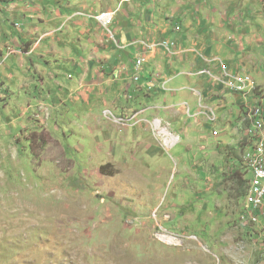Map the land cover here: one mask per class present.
Instances as JSON below:
<instances>
[{"label": "rangeland", "instance_id": "1", "mask_svg": "<svg viewBox=\"0 0 264 264\" xmlns=\"http://www.w3.org/2000/svg\"><path fill=\"white\" fill-rule=\"evenodd\" d=\"M224 1L237 15L246 10L248 52L261 48L264 67V0ZM217 44L220 58L237 57ZM42 90L30 99L16 77L0 81V264H264V218L211 130L203 141L183 134L162 157L98 156L110 140L98 150L93 133L70 124ZM107 111L128 120L107 117L112 130L136 123L137 114Z\"/></svg>", "mask_w": 264, "mask_h": 264}, {"label": "crops", "instance_id": "2", "mask_svg": "<svg viewBox=\"0 0 264 264\" xmlns=\"http://www.w3.org/2000/svg\"><path fill=\"white\" fill-rule=\"evenodd\" d=\"M224 2L228 3L0 0V81L16 77L20 91L31 92L30 99L37 98L44 88L70 124H81L93 133L98 150L104 145L102 141L110 140V152L102 150L98 156L162 157L165 151L152 131L154 119L179 137L173 148L186 133H197L201 141L206 140L205 131L209 129L214 138L212 146L223 150L233 175L241 176L249 185L251 174H246L243 158L254 153L256 140L250 136L249 112L258 114V107L250 105L251 98L229 92L221 83L189 74L202 69L219 72L220 61L233 73L249 74L264 97V67L257 62L261 48L249 54L250 37L245 34L250 26L240 24L246 10L240 9L241 15H237V7H226ZM104 12L115 13L112 28L121 47L89 18ZM142 41L157 46L147 53L142 80L135 82L134 64ZM217 41L233 48L237 57L231 51L230 59L220 58L222 45ZM163 43L172 46L166 48ZM8 49L13 52L5 57ZM194 89L203 96L202 110ZM140 95L141 108L131 109ZM191 105L195 112L185 118ZM244 106H250L249 112ZM107 109L117 114H137L136 123L112 130L111 125L108 128L112 121L105 115ZM208 109L216 114L215 120L207 116ZM200 112L202 115H197ZM208 154L213 157L214 151L205 157Z\"/></svg>", "mask_w": 264, "mask_h": 264}, {"label": "built area", "instance_id": "3", "mask_svg": "<svg viewBox=\"0 0 264 264\" xmlns=\"http://www.w3.org/2000/svg\"><path fill=\"white\" fill-rule=\"evenodd\" d=\"M114 12H104V13H96L89 15V18L96 21L99 25L103 27V29L107 32L109 36V40L121 47V43L118 41L115 31L112 28L114 21ZM166 48L172 44L163 43ZM157 44L149 43L147 41H142L140 43V49L136 55V60L134 64V81L140 82L142 80V72L147 60V53L153 48H156ZM175 47V46H173ZM183 52V50H179ZM12 53L11 49L7 50L5 57ZM219 69L220 72L216 73L214 70H209L206 72L196 71L192 75L206 76L211 80H214L223 85V88L229 92L236 93L241 95L243 98H251V106L258 107V114L255 116V123L253 128V140L256 137V127H260V117H263L264 108H262V101H264V97H259V90L254 85L253 81H250L249 74H238L233 73L229 67L219 61ZM165 88V87H163ZM195 95L198 98V106L199 110L203 109V96L199 91H194ZM246 112H249L250 106H244ZM202 112L197 115H202ZM187 114L191 115V110L187 108ZM107 117H111V119H124L113 116L112 113H106ZM207 116L215 120L216 114L212 110H207ZM152 131L154 135L159 139L162 148H167L169 151L173 149V143H179V137L177 135H172L167 127L163 126L159 119H154L152 122ZM251 165L252 168H255V177H256V185L255 189L252 192V197L250 199V206L253 207V212H258L259 214L264 215V164L256 165V153H253V161L248 164Z\"/></svg>", "mask_w": 264, "mask_h": 264}, {"label": "bare ground", "instance_id": "4", "mask_svg": "<svg viewBox=\"0 0 264 264\" xmlns=\"http://www.w3.org/2000/svg\"><path fill=\"white\" fill-rule=\"evenodd\" d=\"M206 71H209V69H202L199 72H206ZM249 79L250 81H252L251 78ZM105 113H111V112L106 111ZM255 116H257V113L255 111L249 112V119L252 125V128L250 129V135L252 137H253L252 133H253L254 123H255ZM119 118H122V117H119ZM134 118L135 116H133V119ZM113 120L116 121L117 123H120L121 125H125V126L128 125V120L126 119H112V121ZM254 139L256 140L255 146H254V153H256V165H263L264 164V118L262 117H260V127H256V137ZM252 161H253V154L251 156L249 155V157L248 156L245 157L244 159V164L246 165L247 171L250 172L251 174V178L249 181V187H248V194L246 197V200L249 206H250V199L252 197V192L254 191L255 185H256L255 168H252L251 165H248Z\"/></svg>", "mask_w": 264, "mask_h": 264}, {"label": "trees", "instance_id": "5", "mask_svg": "<svg viewBox=\"0 0 264 264\" xmlns=\"http://www.w3.org/2000/svg\"><path fill=\"white\" fill-rule=\"evenodd\" d=\"M264 108V107H263ZM264 115V114H263ZM264 117V116H263ZM262 117V118H263ZM47 144V141H46V139L44 138V141H43V143H42V146H45Z\"/></svg>", "mask_w": 264, "mask_h": 264}]
</instances>
